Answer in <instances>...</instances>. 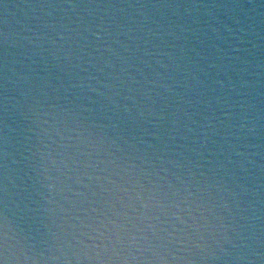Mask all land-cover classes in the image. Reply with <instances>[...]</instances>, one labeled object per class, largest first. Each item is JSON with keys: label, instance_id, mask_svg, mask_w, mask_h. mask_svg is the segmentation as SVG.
<instances>
[{"label": "water", "instance_id": "water-1", "mask_svg": "<svg viewBox=\"0 0 264 264\" xmlns=\"http://www.w3.org/2000/svg\"><path fill=\"white\" fill-rule=\"evenodd\" d=\"M0 264H264V0H0Z\"/></svg>", "mask_w": 264, "mask_h": 264}]
</instances>
